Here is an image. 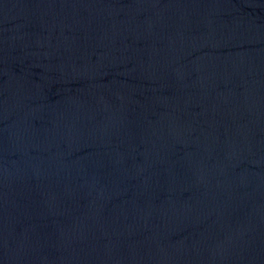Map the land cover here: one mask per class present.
<instances>
[{
	"label": "water",
	"instance_id": "water-1",
	"mask_svg": "<svg viewBox=\"0 0 264 264\" xmlns=\"http://www.w3.org/2000/svg\"><path fill=\"white\" fill-rule=\"evenodd\" d=\"M0 264H264V0H0Z\"/></svg>",
	"mask_w": 264,
	"mask_h": 264
}]
</instances>
